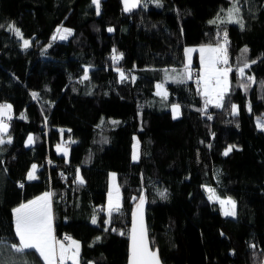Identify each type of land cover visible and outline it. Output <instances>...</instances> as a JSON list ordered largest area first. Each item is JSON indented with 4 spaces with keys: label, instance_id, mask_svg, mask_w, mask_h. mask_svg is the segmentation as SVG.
Returning a JSON list of instances; mask_svg holds the SVG:
<instances>
[{
    "label": "trees",
    "instance_id": "16d2710c",
    "mask_svg": "<svg viewBox=\"0 0 264 264\" xmlns=\"http://www.w3.org/2000/svg\"><path fill=\"white\" fill-rule=\"evenodd\" d=\"M230 6L231 0H162L160 7L142 0L125 12L120 0H100L97 15L92 0H0V104L12 106L1 133L12 142L0 145V237L18 243L12 210L49 189L54 232L80 242V264H126L131 213L144 193L149 239L164 264H264V131L256 121L264 123V0H240L243 30L210 23L218 13L226 19ZM9 24L30 47L22 48ZM60 25L72 30L67 40L52 39ZM225 29L233 68L228 102L204 107L193 71L184 83L163 72L182 64L185 45L221 43ZM113 49L123 54L115 66L128 76L123 82ZM245 59L257 61L245 69L256 80L247 90L235 71ZM85 67L89 78L82 81ZM157 82L167 99L156 94ZM176 102L181 113L173 119L169 106ZM29 135L34 142L26 145ZM61 143L66 158L56 149ZM229 145L235 148L225 156ZM33 164L38 178L29 181ZM78 168L83 184L76 182ZM109 171L121 204L106 224ZM206 187L231 197L236 216H224ZM164 190L167 199L159 195ZM24 256L43 264L34 250ZM19 257L0 251V259Z\"/></svg>",
    "mask_w": 264,
    "mask_h": 264
},
{
    "label": "snow or ice",
    "instance_id": "6c2138e0",
    "mask_svg": "<svg viewBox=\"0 0 264 264\" xmlns=\"http://www.w3.org/2000/svg\"><path fill=\"white\" fill-rule=\"evenodd\" d=\"M157 7L162 6V0H153ZM92 3L96 6L97 15L100 14V0H92ZM124 11L131 12L133 9L137 8L142 4V0H123ZM240 0H231V6L225 12V18H222L220 14H217V17L210 21V23H215L219 27L222 24L234 23L238 24L243 30L245 27L244 21L240 8ZM224 12V9H221ZM0 27H3L0 25ZM8 30L13 32L14 35L22 41V48L27 49L31 46V41L29 39L23 38V35L18 27L14 24L8 25ZM109 32L113 31L112 28L108 29ZM72 30L66 27L59 26L56 29L52 39L56 40H67L72 35ZM219 36V33H217ZM228 33L227 30H224L223 33V43L217 41L216 45L205 44L201 45L199 49H185V55L187 58V63L184 66V70L177 73L173 76L167 75L166 80H171L173 83H184L185 77L191 79V56L190 53L193 51H199L200 53V63H201V72L199 74L198 82L202 85L203 91L200 93L203 97H206L205 104L212 103L217 108L225 107L227 104V97L230 93V80L229 73L233 71V68L229 65L228 60ZM248 49H242V53H247ZM123 59V54L118 53L116 49H113V54L111 60L113 66L115 67L119 61ZM257 63L256 60H251L250 62L246 59L242 62V66H237L235 69L237 76L240 78L239 86L245 90L251 86L252 83H256V80L253 76L245 77V69H249L251 64ZM224 65V67H220ZM115 71L119 74L120 81L128 79V76L123 69L115 67ZM176 72L175 69L172 70ZM89 68H84V75L81 77V80H87L89 78ZM132 81L136 80L135 76L131 77ZM247 80L249 83H245L244 80ZM260 86L264 88V81L259 82ZM157 95H160L162 99H167V91L164 89V85L157 84ZM33 98L38 97V93H32ZM173 119H176L180 115V105L173 104L172 106ZM11 109L10 104H0V117H6L8 120L11 119ZM203 111V110H201ZM239 114L238 106L235 104L231 105V115L237 116ZM21 119L25 117L21 115ZM209 119L212 117L209 116ZM113 124L119 123V121H112ZM257 127L264 131V123H258ZM9 124L5 119H0V133H7ZM63 131V130H61ZM70 131V130H69ZM135 140V137H134ZM11 143V136H8L7 141L3 138H0V145L5 143ZM34 142V138L29 135L26 145H30ZM75 143V141H71ZM106 142V141H105ZM235 145H229L225 149L223 155L227 156L233 149ZM57 151L63 152L65 158L68 156L67 147H62L57 145ZM139 158V149L138 142L134 144L133 151V160ZM67 162V160H66ZM37 165L33 164L30 171L27 174V180L37 179ZM116 177L115 174H110V180L113 182L110 184V189L108 193V205H107V215L108 220L105 221L106 224L110 223L112 213L118 212L120 210V199H119V188L115 186L114 181ZM76 182L83 184V177L80 175L79 168L76 172ZM23 187V184L20 185ZM208 192L209 201H218L221 205L222 214L224 216L235 217L236 212V202L228 197L226 199H221L215 193V190L206 187ZM115 192V196H114ZM159 195L162 199H167L166 190L160 191ZM54 193L45 192L40 196H37L33 200H29L27 203H22L18 207L14 208L13 211V222H14V232L17 242L9 243L7 239L0 237V251L6 252L11 250L13 253L20 254L18 259L8 258L0 259V264H29V261L25 258L24 254L30 250H34L36 254L39 255L43 264H65L66 261H71V264H80V242L72 239L69 236L64 238L67 243L64 241L56 239L54 235V229L52 225L53 221V208H52V197ZM135 199V198H134ZM145 197L143 194L139 196V203L136 206V209L133 211V223L130 234V244H129V256L128 264H160V259L158 253L152 251L149 248L150 241L147 237V229L143 222V209H144ZM95 215L92 218V223L96 224ZM107 230V229H106ZM122 235L124 233H121ZM99 240V237H97ZM255 247V245H251ZM91 264V262H90Z\"/></svg>",
    "mask_w": 264,
    "mask_h": 264
},
{
    "label": "rangeland",
    "instance_id": "374dc122",
    "mask_svg": "<svg viewBox=\"0 0 264 264\" xmlns=\"http://www.w3.org/2000/svg\"><path fill=\"white\" fill-rule=\"evenodd\" d=\"M217 17V15L214 17V18H216ZM214 18H212V19H214ZM211 19V20H212ZM210 20V21H211ZM60 26H62V27H66V26H63V25H60ZM59 27V26H58ZM66 28H69V27H66ZM57 29V28H56ZM70 29V28H69ZM55 32H56V30H55ZM205 44H212L213 46H215L216 45V43H214V42H210V43H200V44H187V45H185L184 46V48H183V61H182V64L181 65H176V66H174V67H171V68H167V69H165V70H167V75L168 76H173V75H176L177 73H179V72H181V71H183L184 70V66H185V64L187 63V58H186V55H185V49L186 48H191V49H199L200 48V46L201 45H205ZM190 56H191V61H192V63H191V68H190V72L192 73V71H196L197 72V74H196V76L194 77V80H196V82L198 83V86H199V93H201L202 91H203V87H202V85L198 82V79H199V74H200V72H201V63H200V53H199V51H193L192 53H190ZM198 62V65L196 66V65H194L195 64V62ZM220 67H224V65L223 66H220ZM173 69H175L176 70V72H173L172 70ZM165 70H164V72H163V75H164V77H166V72H165ZM231 74L229 73V80H230V78H231V76H230ZM187 78L185 77V80H186ZM169 81H171V80H169ZM230 85H231V80H230ZM201 95V94H200ZM201 97H202V99H203V106L204 107H208V106H210V105H214V104H212V103H209V104H205V100H206V97H203L202 95H201ZM3 104H10V103H3ZM173 104H179V103H172L169 107H170V110H171V113H172V115H173V112H172V105ZM236 105V104H235ZM180 113H181V109H180ZM11 114V113H10ZM258 120V123H263V121L261 120V119H259V117H256V121ZM138 142V139L135 137V140H133V144H132V158H133V151H134V144H136ZM57 145H61L62 147H67V149H68V146L66 145V144H63V143H61V144H57ZM57 145H56V149H57ZM228 148V147H227ZM138 149H139V143H138ZM63 153V152H62ZM112 173H114L115 174V177H116V173L114 172V171H109V174H108V190H107V193H106V200H105V209L107 210V205H108V193H109V189H110V184H112L113 182L110 180V174H112ZM114 184H115V186H117L118 188H119V186H118V183H117V179H115V181H114ZM114 196H115V192H114ZM218 196V195H217ZM219 197V196H218ZM221 199H226V198H228V197H220ZM119 199H120V204H121V192H120V189H119ZM218 202V201H217ZM219 203V202H218ZM219 206H220V209H221V205H220V203H219ZM221 212H222V210H221ZM57 237V236H56ZM58 238V237H57ZM58 239H60V240H62V241H65V240H63V239H61V238H58ZM72 239H75V238H72ZM75 240H77V239H75ZM78 241V240H77Z\"/></svg>",
    "mask_w": 264,
    "mask_h": 264
},
{
    "label": "water",
    "instance_id": "95a60500",
    "mask_svg": "<svg viewBox=\"0 0 264 264\" xmlns=\"http://www.w3.org/2000/svg\"><path fill=\"white\" fill-rule=\"evenodd\" d=\"M120 3H121V5H122V7H123V9H124V3H123V0H120ZM261 116L264 118V111L261 112ZM143 195H144V197H145V203H144V209H143V222H144V225H145V227H146V229H147V237H148V240L150 241V239H149V235H148L147 220H146L147 198H146V195H145L144 193H143ZM138 203H139V199H138V201L136 202V204H135V206H134V208H133V211H134V209H136V206H137ZM133 211H132V213H131L130 225H129V230H128V246H127V247H128V252H127V262H126V264H128L129 244H130V239H129V237H130V234H131V228H132V223H133ZM149 248H150L152 251L157 252V253H158V256H159L158 248H157L156 246H153V245L151 244V242L149 243ZM159 259H160V264H164V263L162 262L160 256H159Z\"/></svg>",
    "mask_w": 264,
    "mask_h": 264
},
{
    "label": "crops",
    "instance_id": "0c3cea01",
    "mask_svg": "<svg viewBox=\"0 0 264 264\" xmlns=\"http://www.w3.org/2000/svg\"><path fill=\"white\" fill-rule=\"evenodd\" d=\"M221 66V65H220ZM157 84H161V83H159V82H157L156 84H155V89H156V92H157V88H156V85ZM164 89L167 91V88L164 86ZM0 138H3L5 141H7V139H8V136H3L1 133H0ZM50 190L49 189H46V190H44V191H42V192H40L39 194H37L36 196H34V197H32V198H30V199H28V200H26V201H23V202H21L20 204H22V203H27L29 200H33V199H35L37 196H40V195H42L43 193H45V192H49ZM51 192V191H50ZM19 204V205H20ZM19 205H17L16 207H18ZM15 207V208H16ZM52 225H53V229H54V222L52 221ZM54 235L56 236V234H55V232H54ZM56 239H58L57 237H56ZM58 240H60V239H58ZM62 241V240H61ZM65 243H67V241H64ZM67 262H70L71 263V261H66L65 263H67Z\"/></svg>",
    "mask_w": 264,
    "mask_h": 264
},
{
    "label": "built area",
    "instance_id": "2783aa9c",
    "mask_svg": "<svg viewBox=\"0 0 264 264\" xmlns=\"http://www.w3.org/2000/svg\"><path fill=\"white\" fill-rule=\"evenodd\" d=\"M221 43H223V36L221 37ZM222 66V65H221ZM193 76H196L195 75V71H193ZM0 119H5V121L7 122V118L6 117H0ZM57 236V235H56ZM66 236H69L70 237V235L67 233V232H63L62 234H61V236H57L58 238H61V239H63L64 240V238L66 237Z\"/></svg>",
    "mask_w": 264,
    "mask_h": 264
}]
</instances>
